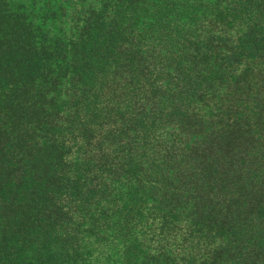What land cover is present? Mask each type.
Segmentation results:
<instances>
[{"label": "trees", "instance_id": "trees-1", "mask_svg": "<svg viewBox=\"0 0 264 264\" xmlns=\"http://www.w3.org/2000/svg\"><path fill=\"white\" fill-rule=\"evenodd\" d=\"M0 264H264V0H0Z\"/></svg>", "mask_w": 264, "mask_h": 264}]
</instances>
